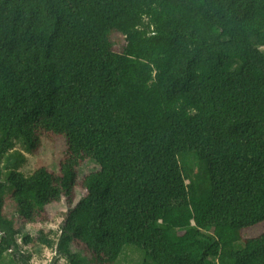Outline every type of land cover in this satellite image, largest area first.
Wrapping results in <instances>:
<instances>
[{"label": "trees", "instance_id": "16d2710c", "mask_svg": "<svg viewBox=\"0 0 264 264\" xmlns=\"http://www.w3.org/2000/svg\"><path fill=\"white\" fill-rule=\"evenodd\" d=\"M263 46L264 0H0V158L68 142L57 171L0 176V264H31L17 235L78 184L57 240L27 244L264 264V232L241 234L264 221Z\"/></svg>", "mask_w": 264, "mask_h": 264}, {"label": "rangeland", "instance_id": "374dc122", "mask_svg": "<svg viewBox=\"0 0 264 264\" xmlns=\"http://www.w3.org/2000/svg\"><path fill=\"white\" fill-rule=\"evenodd\" d=\"M260 50L264 53V46L260 47ZM68 151V142L65 136H58L52 140L45 139L40 148L31 154L26 151L20 142H15L13 148L4 156L0 158V176L9 168L18 165L19 170L25 174H30L33 168L37 164L46 166L51 171H57L63 158ZM19 153L25 157V160L19 158ZM98 165L94 162H84L79 169L80 181L85 174L98 170ZM80 185L78 184L74 189V200L72 204L68 199L62 196L59 200L54 201L46 206V215L44 219H39L33 223H28L23 226V232L17 235V243L20 246L21 251H26L31 255V264H50L51 259H55L54 264H70L67 256H63L57 253L56 248L49 247L44 243L35 242L27 244L24 238L29 235L31 238H37L41 235L50 240H57L61 233V229L67 225L66 221L69 216V211L78 203V201L85 195ZM82 217H78L77 220H81ZM264 232V221L254 226L251 229H245L242 231L244 238H255ZM127 252L130 248H126ZM132 248V253H127V257H124L118 264H137L139 254L141 252H135ZM73 253L81 258V264H98L91 254L88 252L72 247ZM137 251V250H136ZM10 259L9 254L4 256V262L6 263Z\"/></svg>", "mask_w": 264, "mask_h": 264}, {"label": "water", "instance_id": "95a60500", "mask_svg": "<svg viewBox=\"0 0 264 264\" xmlns=\"http://www.w3.org/2000/svg\"><path fill=\"white\" fill-rule=\"evenodd\" d=\"M54 263H55V259L53 258V259H51L50 264H54Z\"/></svg>", "mask_w": 264, "mask_h": 264}]
</instances>
